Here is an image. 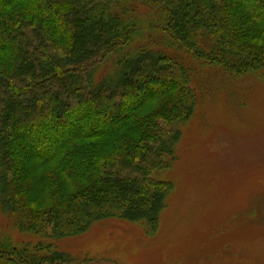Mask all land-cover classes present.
Here are the masks:
<instances>
[{
    "label": "trees",
    "instance_id": "1",
    "mask_svg": "<svg viewBox=\"0 0 264 264\" xmlns=\"http://www.w3.org/2000/svg\"><path fill=\"white\" fill-rule=\"evenodd\" d=\"M172 50L264 72V0H0V212L37 238L0 237V264H64L53 240L107 218L157 225L154 174L198 101Z\"/></svg>",
    "mask_w": 264,
    "mask_h": 264
},
{
    "label": "rangeland",
    "instance_id": "2",
    "mask_svg": "<svg viewBox=\"0 0 264 264\" xmlns=\"http://www.w3.org/2000/svg\"><path fill=\"white\" fill-rule=\"evenodd\" d=\"M171 54L191 68L198 101L175 126L172 164L154 174L172 183L157 225L107 218L54 239L64 264H264V72L234 75ZM12 221L0 212V237L37 240Z\"/></svg>",
    "mask_w": 264,
    "mask_h": 264
}]
</instances>
